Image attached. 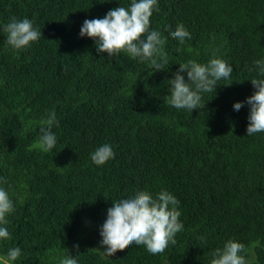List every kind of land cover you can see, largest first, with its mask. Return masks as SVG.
Returning a JSON list of instances; mask_svg holds the SVG:
<instances>
[{"label": "trees", "instance_id": "16d2710c", "mask_svg": "<svg viewBox=\"0 0 264 264\" xmlns=\"http://www.w3.org/2000/svg\"><path fill=\"white\" fill-rule=\"evenodd\" d=\"M130 4L0 0V187L15 206L0 257L19 247L14 264H59L67 250L77 264H210L231 239L245 245L246 264H264V132L247 136L248 106L233 109L253 94L249 68L264 60V0H157L149 31L165 40L168 63L154 73L150 62L109 58L80 36L86 19ZM13 17L31 20L41 38L7 45ZM180 24L191 34L183 44L170 36ZM212 58L233 72L216 95L202 93L205 108L168 105L165 81L179 64ZM53 112L57 143L45 153L35 145ZM104 144L115 156L98 166L90 156ZM137 190L174 195L183 230L163 253L132 245L107 257V209Z\"/></svg>", "mask_w": 264, "mask_h": 264}, {"label": "clouds", "instance_id": "9594fccd", "mask_svg": "<svg viewBox=\"0 0 264 264\" xmlns=\"http://www.w3.org/2000/svg\"><path fill=\"white\" fill-rule=\"evenodd\" d=\"M153 10L159 11L157 0H131L127 8L118 6L109 10L103 18L86 19L80 36L92 39L97 53H107L109 58H113L125 52L132 59L150 62L152 73L162 71L168 60L162 50L165 40L160 32L149 31ZM3 30L7 34V45L16 50L30 47L41 38L40 30L27 18L17 20L13 17ZM170 36L181 44L191 39L190 32L182 24L177 25ZM249 71L257 73V78L249 80L254 92L245 101L234 103L233 109L239 112L245 104L248 106L246 132L247 136H252L264 132V60H255ZM232 72V66L219 58H212L206 64L195 60L180 63L173 78L165 81L170 93L166 95L167 104L190 112L204 109L202 93L215 92L216 95V88L220 86L218 82L229 79ZM182 73H186L187 80ZM58 123L55 113H50L43 122L45 126L39 129L41 135L35 147L45 153L55 147L57 138L52 128ZM114 156L111 145L104 144L91 153L90 158L94 164L101 166ZM6 183V178L0 177V184ZM179 204L180 201L167 190H161L155 196L149 191L137 190L134 196L113 202L100 228V245L104 255L111 257L132 245H143L149 253L156 255L163 253L169 243L175 245V236L184 227L179 221ZM14 211V202L8 191L0 187V240L10 239L4 225L8 224L7 217ZM74 248L78 253L79 245H74ZM67 252L68 255L62 257L59 264H77V259L69 255V250ZM242 252H246L245 245L230 239L222 248L210 253V264H246L245 257L240 255ZM20 256L19 247L10 248L6 256L0 257V264H14Z\"/></svg>", "mask_w": 264, "mask_h": 264}]
</instances>
